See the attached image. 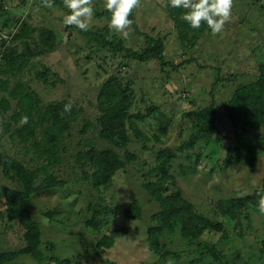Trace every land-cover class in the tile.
Returning a JSON list of instances; mask_svg holds the SVG:
<instances>
[{"label": "rangeland", "instance_id": "374dc122", "mask_svg": "<svg viewBox=\"0 0 264 264\" xmlns=\"http://www.w3.org/2000/svg\"><path fill=\"white\" fill-rule=\"evenodd\" d=\"M167 4L169 0H141V6L132 12L128 37L115 32L123 47L137 51L146 47L147 36L160 39L164 45L162 59L168 63L163 66L156 60H129L124 52H110L85 36L104 33L107 20L99 16L106 9L104 0H93L94 15L88 31L63 23V17L70 14L63 0L52 8L33 7L31 0L24 4L0 0V27L5 23L0 38L8 40L23 20L30 32L25 45L15 41L2 46L0 42V64L4 53L17 47L19 70L4 77L10 89L24 85L37 95L42 106L72 103L66 117L70 122L65 139L68 152L53 171L65 186L35 195L30 208L40 229L39 249L46 257L69 259L70 264H264V214L254 209L247 212L246 219L241 217L242 232L228 223L223 231H206L192 244L178 240L177 234H165L161 237L163 257L148 246L146 231L155 226L150 218L160 208L144 191L142 174L155 164L159 150L169 148L175 154L170 173L181 197L214 221H222L217 209L220 200L252 194L262 188L264 177V152L258 154L253 167L245 162L223 164L227 147L239 132L229 122L226 103L235 89L256 79L258 66L264 63V0H234L221 33L188 31L183 39V28L169 18ZM112 74H118L131 87V113L145 116L137 125L150 141L144 149L131 135L128 150L137 158L116 172L109 185L96 190L91 180L83 178L76 154L88 151L85 142L89 141L97 149L110 147L97 138L92 127L98 115L97 94ZM212 101L218 138L207 147L199 144L193 150H182L192 121L185 114ZM15 104L11 100L12 110ZM9 115L5 122L0 120V154L27 168L34 167L39 162L32 142L22 144L12 131H3L2 123L11 121ZM164 125L166 132L161 133ZM257 134L264 139V124ZM114 150L123 157L125 150ZM195 154L199 155L197 162ZM4 187L14 185L2 176L0 168V253L24 246V230L7 219ZM131 205L140 208V219L125 217ZM103 237L113 241L111 248L97 247ZM208 245L216 249L219 259L206 251ZM4 264L38 263L25 255Z\"/></svg>", "mask_w": 264, "mask_h": 264}, {"label": "trees", "instance_id": "16d2710c", "mask_svg": "<svg viewBox=\"0 0 264 264\" xmlns=\"http://www.w3.org/2000/svg\"><path fill=\"white\" fill-rule=\"evenodd\" d=\"M19 1L24 4L28 0ZM31 1L33 7L43 6L42 0ZM60 1L53 0V4H58ZM169 4H167L169 18L177 22L178 27L183 28L180 31L182 39L188 31L203 33L204 30L209 29L206 23H202L199 29H193L181 19L180 15L184 14L186 10L170 8ZM99 16L105 17L107 20L103 28L104 33H87L85 35L90 36L99 46L114 53L122 51L125 58L139 63L156 60L163 66L168 64L162 59L164 45L160 39L147 36L145 38L146 47L140 51L125 48L117 40L115 32L108 27L111 13L105 9ZM130 19L132 20V14ZM4 26L5 23L0 27V34L4 30ZM28 29L26 21L23 20L18 25V31L11 34L8 40L0 38L1 45L6 46L15 41H19L20 46L25 45L27 41L25 39L30 33ZM41 53H46V51H41ZM17 56V47L14 46L11 51L7 50L4 53L3 62L0 64V75L3 76L0 78V120L4 121L10 112L11 121L2 123L3 131H12L22 144L32 142L31 145L34 147L39 163L34 167L27 168L18 160L0 154L2 176L14 185L13 188H2L7 219L24 230V246L17 250L0 253V264L12 262L25 255L35 259L38 264L46 261L48 264H70L69 259H59L54 255L46 257L40 251V229L38 223L32 219L30 210L35 195L65 186V182L59 179L53 171L61 165L64 155L68 152L65 139L70 130V122L66 119L68 112L64 111L66 103L61 101L42 106L37 95L24 85L20 84L10 89L4 77L19 70V67L16 66ZM130 96H132L131 87L118 74L110 75L97 94L96 110L98 115L92 128L97 138L110 147L97 149L89 141L85 142V146H89V150L86 152L81 150L76 154L77 163L83 170V178L91 180L92 186L96 190L109 185L116 172L123 170L126 165L137 158L128 150L131 135L143 144L142 148L146 142L150 141V138L137 125V121H143L145 116L131 113ZM11 100L16 103L14 110L11 109ZM225 112L229 122L238 128L239 132L234 133L235 142L228 145L227 157L223 160V164L228 166L231 163L245 162L249 167H253L258 154L264 152V139H260L257 134L264 124V63L258 66V74L254 81L240 85L234 90L226 103ZM150 113H152V109L147 112L148 115ZM215 114L216 108L213 101L207 107L185 114V117L192 118V121L189 138L183 143L182 150H193L199 144L207 147L215 137L218 138L219 130ZM24 116L28 117V122L21 124V118ZM165 126L160 129L161 133L166 132ZM251 132L253 136L249 135ZM154 139L159 141L157 135H154ZM216 141L221 145L218 139ZM114 148L125 150L122 158ZM195 157L197 162L199 155L195 154ZM154 159L155 164L142 174V187L160 208L158 213L151 216V222L155 226L149 227L146 235L149 248L161 257H163L161 237L165 234H177L178 240L192 244L206 231H223L228 223H231L233 230L242 232L241 217L246 219L250 209L258 210L259 197L257 193L264 192V177L262 188L255 190L252 194L220 200L217 209L222 221H214L196 212L193 206L181 197L170 173L175 160L174 152L169 148L161 149L155 154ZM86 168H90L89 172L84 171ZM152 177L153 180H151ZM124 215L126 218L140 219L141 211L138 206L131 205ZM112 246L113 241L108 237H103L97 243L99 248L109 249ZM206 247V251L213 259H219L218 252L213 246ZM173 264H177V262Z\"/></svg>", "mask_w": 264, "mask_h": 264}, {"label": "clouds", "instance_id": "9594fccd", "mask_svg": "<svg viewBox=\"0 0 264 264\" xmlns=\"http://www.w3.org/2000/svg\"><path fill=\"white\" fill-rule=\"evenodd\" d=\"M260 1V0H258ZM172 8H182L185 13L181 19L193 29H199L206 23L213 35L224 30L229 20L234 0H169ZM70 14L63 17L67 26H75L81 31H88L94 15L93 0H63ZM43 7L52 8L53 0H42ZM106 10L111 13L109 29L128 37L133 21L129 18L134 9L141 6V0H104ZM72 103L65 105L64 111L70 112ZM28 122V117L21 118V124ZM258 211L264 214V192L257 193ZM46 222V221H45Z\"/></svg>", "mask_w": 264, "mask_h": 264}, {"label": "built area", "instance_id": "2783aa9c", "mask_svg": "<svg viewBox=\"0 0 264 264\" xmlns=\"http://www.w3.org/2000/svg\"><path fill=\"white\" fill-rule=\"evenodd\" d=\"M1 35V34H0ZM2 36V35H1Z\"/></svg>", "mask_w": 264, "mask_h": 264}, {"label": "crops", "instance_id": "0c3cea01", "mask_svg": "<svg viewBox=\"0 0 264 264\" xmlns=\"http://www.w3.org/2000/svg\"><path fill=\"white\" fill-rule=\"evenodd\" d=\"M259 2V1H258Z\"/></svg>", "mask_w": 264, "mask_h": 264}]
</instances>
